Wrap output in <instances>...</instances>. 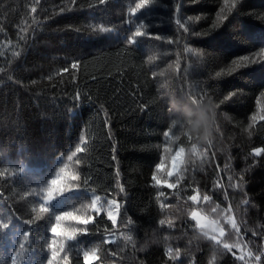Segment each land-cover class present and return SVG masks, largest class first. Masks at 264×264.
<instances>
[{
	"label": "trees",
	"instance_id": "1",
	"mask_svg": "<svg viewBox=\"0 0 264 264\" xmlns=\"http://www.w3.org/2000/svg\"><path fill=\"white\" fill-rule=\"evenodd\" d=\"M136 2L0 0V264L26 232L21 264H46L54 216L71 210L93 222L71 223L81 231L65 241L69 264L85 251L92 264H264V0H155L132 17ZM197 106L210 109L208 139L189 132ZM212 138L197 183L189 172ZM57 175L79 188L39 220V189ZM91 194L116 203L115 224ZM196 210L223 228L221 244Z\"/></svg>",
	"mask_w": 264,
	"mask_h": 264
},
{
	"label": "snow or ice",
	"instance_id": "2",
	"mask_svg": "<svg viewBox=\"0 0 264 264\" xmlns=\"http://www.w3.org/2000/svg\"><path fill=\"white\" fill-rule=\"evenodd\" d=\"M154 2H155V0H137V2L135 3V6L130 9L131 16L134 17L140 10L145 9L146 7L153 4ZM105 3H106V0H99L100 5H103ZM235 6H236L235 3H233V7H235ZM35 11H36V9H33V12H35ZM125 23H128V21L126 20ZM177 23H180V21H177ZM181 27H183L182 24H181ZM101 31H106V29L102 27ZM145 35H146V33L144 31L143 26L142 25L138 26L135 28L134 31L131 32V35H129L127 37V44L129 46H132L138 37L145 36ZM152 38L160 39L159 37H152ZM168 42L172 43L171 40H169ZM245 59H248V58L246 57ZM71 67L76 68L77 64L73 63L71 65ZM65 71H67V69H65ZM197 91H199V90L197 89ZM193 103H196L195 97H193ZM179 106H181V107L185 106L183 101H181ZM169 111L171 112V109H169ZM253 119H255V117H253ZM261 119H264V117H261ZM199 123L200 122H198L197 126H199ZM177 124H179L181 128L184 127L183 121H178V119L174 118L173 119V127H175ZM170 132H171V130L165 131L164 136L168 137L170 135ZM81 142H83V138H81ZM165 150L167 151V149H165ZM82 151H83L82 148L77 147L76 152L73 153V155H75L76 153L82 152ZM182 153H183V148H180L176 152L175 156L173 157V168L171 171L168 172L169 176H172L174 171L176 170L177 160L181 156ZM260 154H261V150L256 149L254 155L259 156ZM68 159H72V156H69ZM161 167H163V165L158 164L157 170H159ZM60 173L64 174L65 169L61 168ZM65 178H67L66 175H57L56 178L50 179L47 182V186L41 187L39 189V192L43 194L41 197L42 203H40L38 206L39 213L42 215L38 216L37 219L42 220L49 215L50 209H49L48 205L50 204V202H52L56 198L62 196L66 192L73 190L74 188H79V185H76L75 187H65L63 184V181ZM76 179H77V177L75 175L71 176V180L75 181ZM153 179H155V177H153ZM85 183H87V181H85ZM157 183H159V181ZM167 186L169 188H175L176 187L175 184H168ZM99 199H100L99 196H95L92 198L91 208L93 209V211H98L99 206H98L97 201ZM203 199L207 201L210 198H209V196L205 195L203 197ZM191 200L193 202L198 201V195L191 196ZM109 203L111 204L112 201H109ZM245 203H247V201ZM108 215H109V219H111L113 221V223L115 224L116 216L113 215L111 211H109ZM192 219L196 221L197 227H199L201 229H203L204 227L207 226L206 223L202 222V221H205L206 218L201 216V215H198V213L195 211L192 212ZM54 221L55 222L51 223V225L48 229L50 239L48 240V242L45 245L46 251L49 253V255L47 257L46 264H69V259L72 255V252L66 251L65 241L76 240L78 238V232L81 231L75 227H72L71 223H75L77 225L87 226L93 222V217H91V216L81 217L80 215H77L75 213V211L71 210V211H66V212H63L61 214L55 215ZM25 223H33V221L32 220H26ZM129 223H131V220L129 221ZM160 223L163 224L164 221L161 220ZM211 223L214 225L216 222L212 221ZM6 227H7L6 224L0 223V231H3ZM232 227H233V229L236 230L237 234L239 235L240 230L234 221L232 223ZM213 230H215V229H213ZM82 231H83L84 235H87V228L86 227ZM224 235H225V232H224L223 228H221L220 232H219V236L223 237ZM254 235H256V233H254ZM28 237H29V233L26 232L24 234L22 240H21V243L18 246L17 251L13 254V256L11 258V264H21L22 260L24 259V254L26 252L25 244L28 241ZM209 238L215 240V242L218 245L222 243V240L218 239L215 236H210ZM127 239L131 240L132 237L128 236ZM223 247L225 249H229L230 245L227 243H223ZM248 255L251 256L252 253L249 252ZM95 258L96 257H95L94 251H85L83 254L84 264H92V262L95 260ZM239 258L243 259L242 256ZM256 259L259 260L260 257L257 256Z\"/></svg>",
	"mask_w": 264,
	"mask_h": 264
},
{
	"label": "rangeland",
	"instance_id": "3",
	"mask_svg": "<svg viewBox=\"0 0 264 264\" xmlns=\"http://www.w3.org/2000/svg\"><path fill=\"white\" fill-rule=\"evenodd\" d=\"M217 149H216V139L215 138H212L208 145L206 146L205 149L202 150V152L200 153V155L198 156L194 166L192 167V169L190 170L189 172V177L197 182V183H202L204 181V177H205V170L206 168L209 166L213 156L215 155ZM92 198L95 197L94 194H91ZM109 201H112V200H106V201H103L102 198H100L97 203H98V210L101 208V211H104L106 213V215L108 216L109 218V211L112 212L113 215L116 216V219H117V205L114 201H112V203L110 204ZM198 213V215H201L203 217H205L201 212L199 211H195ZM191 218H192V215H191ZM206 218V217H205ZM111 220V219H110ZM193 220V219H192ZM112 221V220H111ZM196 224V221L193 220ZM214 221V220H211L209 218H206L205 221H202L204 223L207 224L206 227H204L203 229L199 228L203 233H205L206 235H208L209 237L210 236H215L217 237L218 239L220 238L219 236V232H220V229L222 228L220 226V224L215 221L216 223L213 225L211 222ZM230 221L233 223V220L230 219ZM113 222V221H112ZM197 226V224H196ZM215 229V230H213ZM112 237V236H111ZM108 240H113V238H109L108 237Z\"/></svg>",
	"mask_w": 264,
	"mask_h": 264
},
{
	"label": "clouds",
	"instance_id": "4",
	"mask_svg": "<svg viewBox=\"0 0 264 264\" xmlns=\"http://www.w3.org/2000/svg\"><path fill=\"white\" fill-rule=\"evenodd\" d=\"M187 104H185L184 107H181L179 105H173V108L175 112L178 115V118L180 116H186L187 113L185 112V109L187 108ZM196 118L193 120L191 127L189 129L190 134L199 136L201 131L203 130V138L208 139L210 136V126H209V116L208 112L210 109H207L206 107L197 106L196 108ZM199 123V126L197 124Z\"/></svg>",
	"mask_w": 264,
	"mask_h": 264
}]
</instances>
